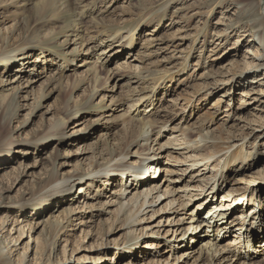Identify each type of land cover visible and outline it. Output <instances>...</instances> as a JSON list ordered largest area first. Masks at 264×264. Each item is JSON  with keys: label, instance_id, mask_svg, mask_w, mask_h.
<instances>
[{"label": "rangeland", "instance_id": "1", "mask_svg": "<svg viewBox=\"0 0 264 264\" xmlns=\"http://www.w3.org/2000/svg\"><path fill=\"white\" fill-rule=\"evenodd\" d=\"M248 2L264 11V0H0V180L6 184L3 188L10 189L14 200H21L29 189L34 191L22 201L28 205L25 210L15 211L14 206L9 208L12 210H0L3 264H121L127 261V256L120 253L125 243H140V251L132 256L133 264L147 261L155 264V251L172 260V252L161 241L158 249L149 252L148 260L143 256L142 248L155 238L147 234L151 229H162L161 237H165L171 229L173 232L168 238H175L172 234L187 228L189 214L202 203L205 195L196 198L185 210L180 208L179 214L165 208L166 203L173 198L186 203L188 197L181 193L170 195L168 201L155 208L157 212L161 208L165 210L154 217L151 209L137 216V207L131 201L137 189L132 188L131 193L122 197L121 187L112 190L105 180L107 176L96 180L93 187L86 186L85 196L81 187L87 178L81 181V178L69 177L91 171L94 157L90 147L98 138L104 142L112 138L119 154H130L123 161L133 164L138 171L139 155L134 154L142 153L149 146L151 153L161 155L159 161L164 164L158 179L181 176L179 170L189 168L192 160H201L204 155L214 156L202 163L209 162L208 169L212 172L203 171L202 167L196 181L206 183L216 172L219 180L222 174L225 177L230 164L250 167L248 176L264 178V158L254 160L258 153L264 156V94H260L264 92V72L255 67L259 63L256 54L261 55L264 46L259 42L249 43L256 31V16ZM98 13L104 19L101 25L96 22ZM78 28L84 36V55L77 58L72 53L77 44L72 40ZM130 30L135 32L133 48H124L120 53L124 55L111 57L107 64V69L114 71L116 64L123 60L130 64L129 70L112 73L108 86H105V72L100 74L102 79L88 83L83 64L91 53L87 49L100 39L117 33L126 35ZM126 40L117 47L100 50L98 55L104 54L100 61L107 60ZM26 50L30 55L43 54L31 86L27 84V75L33 71L26 60L19 67L21 73L16 75ZM7 57L13 58L10 66H4L3 60ZM51 61L54 62L51 64ZM63 63L68 65L66 69L61 66ZM43 66H47L45 72ZM61 71L64 77L60 79ZM130 72L150 77L148 81L133 82L118 77ZM252 73H257L254 82ZM249 82L254 84L250 86ZM233 84L236 87L233 94L226 95L227 87ZM105 87L108 91L102 90ZM94 88L99 90L95 97ZM140 91H156L157 110H165L168 116L154 118L152 126L143 131L144 138H151L148 143L141 141L132 146L140 131L134 129L128 133V120L121 114L136 104ZM241 109L242 115L237 112ZM231 112L236 117L230 121L227 118ZM63 122L65 125L59 127ZM198 124V129H185ZM160 130L161 134H157ZM87 131L90 137L84 139ZM230 145L234 147L228 149ZM161 146L164 149L160 150ZM8 148V154L2 153V149ZM149 163H145L143 173L149 170L152 175L158 173L159 169L147 167ZM22 169L27 172L25 177L18 174ZM191 169L188 176L198 172L194 167ZM54 171L60 179L64 178L59 181L61 185L38 190L36 181ZM203 174H206L204 179ZM227 177L228 189L248 186L236 183L246 174ZM123 180L127 181V177L120 175L117 183L122 184ZM177 187L179 184L174 191ZM250 193L244 201L252 197ZM66 197L74 200L66 202ZM121 200L123 207L119 204ZM178 203L175 207H179ZM36 205L40 209H34ZM46 209L42 213L44 217L38 219L42 215L39 212ZM204 212L202 209L201 214ZM8 216L11 219L7 224ZM170 216L175 225L167 221ZM185 217V224L179 225L177 221ZM14 219L18 223L13 224ZM53 222H58L55 228L48 224ZM159 224L164 227L157 228ZM12 238L14 242L7 246V240Z\"/></svg>", "mask_w": 264, "mask_h": 264}, {"label": "bare ground", "instance_id": "2", "mask_svg": "<svg viewBox=\"0 0 264 264\" xmlns=\"http://www.w3.org/2000/svg\"><path fill=\"white\" fill-rule=\"evenodd\" d=\"M249 3V2H248ZM253 2H250V11L256 16L255 19V29L256 31L251 34L249 43H256L259 42L261 46H264V11L261 8H258L255 4H252ZM245 5V4H244ZM247 6V5H246ZM240 9V8H238ZM242 11V10H241ZM102 13L99 15L98 13V19H96V22L98 25H101L104 23V19L100 17ZM222 37V36H219ZM249 37V36H248ZM127 38L126 43L121 44L119 47V50L114 52L112 55L107 57V60L100 61L102 55H98V52L101 50L103 51V48H111V47H117L118 44H120L123 40ZM220 39V38H219ZM218 39V40H219ZM74 45L77 44L74 49L72 50V53L78 57L84 55V50H82L83 44H84V36L83 32L80 28L76 29L73 33V40ZM150 41V40H149ZM79 42V43H77ZM248 43V42H247ZM135 44V32L130 30L128 34L123 35L121 33L115 34L113 37H108L106 39H100L98 44L93 46L92 48H88L86 52H89L91 50V53L89 54V58L86 57V60H84V68L86 69V81L88 83L90 82H97L98 80L102 79L100 74L103 72L107 73V79L105 86L110 83V80L112 78L113 74H118L125 72L126 70H129L130 64H127L123 60L121 62H118L116 64L117 68L112 71L111 69H107V64L111 62V57H116L118 55H124L120 54L121 51L124 48H133ZM79 45V47H78ZM29 50H26L23 52L21 59V64L16 68V75L17 73H21L22 69H19V67L24 66V61H27V65L29 64L28 68L32 70L30 74H28L27 78V84L30 86L35 83L36 79V68H38V64L40 65L41 62L38 61L43 55L39 52H33V54L30 55ZM250 51H247V54H250ZM255 55V54H253ZM96 57V58H95ZM261 57V59H260ZM29 59V60H28ZM95 59V60H94ZM256 59L259 63L256 64L255 67L262 69L264 72V52L260 54H256ZM13 58L7 57L5 60H3L4 66H10L12 65ZM94 60V61H92ZM206 60V59H205ZM75 60H72L74 62ZM54 61H51V64ZM129 65V66H128ZM63 68H67L65 63L61 65ZM47 66H43V71L45 72ZM83 67V66H80ZM24 69V67H23ZM30 72V71H28ZM115 72V73H114ZM117 72V73H116ZM127 72V71H126ZM143 74V73H142ZM142 74H134L133 72L129 74H120L118 77L121 79H128L130 82H133L136 79H141L144 81H148L149 75H142ZM257 74V73H256ZM256 74L252 73L251 75H254L252 77V81L256 79ZM60 79L64 77V73L61 71L59 72ZM248 80V79H247ZM121 81V80H118ZM117 81V82H118ZM253 81V82H254ZM8 82V81H7ZM6 82V83H7ZM249 82V85H253L254 83ZM11 83V81L9 82ZM8 84H6V87H8ZM117 83L114 84L113 88L111 89V92L117 87ZM6 87H2L3 89H6ZM234 84L228 86L226 90V95H232L234 90ZM236 88V87H235ZM107 90V88L102 89ZM101 90V91H102ZM108 91V90H107ZM99 90L93 89V97L97 95ZM261 95L264 94V92L260 93ZM156 96L155 92H148V91H140V94L137 96V100H135L136 104L129 106V110L121 114V117H125L128 120V124L130 126V129H128V133L131 132V130L138 129L140 134L137 136V138L132 142V146L139 145L141 141L149 142L151 140L150 137L144 138L143 131L146 129L147 126H152L154 122V118L159 117L164 118L166 115L168 116V112L165 110L162 112V110H157V106L155 104L154 98ZM114 99V98H113ZM112 99V100H113ZM232 101V98L231 100ZM249 102V101H248ZM250 105V103H248ZM247 105V106H248ZM136 107V109H133V107ZM231 106V105H229ZM151 108V110H149ZM243 109V108H242ZM241 109L240 115L243 114V110ZM152 111H154L152 113ZM162 112V114H161ZM233 114V115H232ZM232 115V116H231ZM231 116V117H230ZM236 117V113H229L228 118L230 121ZM237 120L240 119L238 116L236 118ZM228 121V120H227ZM65 125V122L60 123L59 127H62ZM165 123L163 124V126ZM199 124L197 126H186L185 129L187 130H195L199 128ZM59 129V128H58ZM88 130V129H85ZM160 130L157 134H161ZM182 131V130H181ZM183 133V132H182ZM90 131L86 132L84 135L85 137H90ZM235 140V139H234ZM5 143V141L3 142ZM183 144V143H182ZM13 144H10V146ZM2 144H0L1 148ZM233 145H230L228 149L233 148ZM3 148V147H2ZM91 152L94 157V160L91 162V171L88 172V174H77L69 178L77 177V179L81 178V181L85 180L87 178V181L85 185L81 187V190H85V196L87 195L88 188L85 189L86 186L93 187L96 180H102V178H105L107 180L106 182L111 184L112 190H114L115 187H121V196L123 197L126 193H131L132 190L137 189V193L133 195L131 198V201L137 207L136 212L137 216L144 213L147 209H151V217H154L156 213L162 212L160 209L158 212L155 210L157 206H160L163 201H168L170 199V195H178L181 193L184 197H188V201L186 203L181 202L180 198H173L169 200L166 203V207L169 211H173V214H179V209L183 208L185 210L190 206V203H193L196 198L199 196L205 195L202 203L198 205L196 209H194L190 214V222L187 223V228L182 229L181 232L178 231V229L175 232V235L172 234L175 238H168V235H170L171 232H173L171 229H169L166 232L165 237H161V231L162 229H158L156 231H153V229L150 230L149 236L155 237L153 242L146 243L144 245L143 249V256L147 258V260L150 258L149 252H153V249H158L160 247L161 242H165L167 247L170 249V252H172V260L169 261V259H165L163 254H160V252L155 251V254L153 256V262L155 264H188L190 260H193L192 264H257L260 263V261L264 262V197H262V194H264V178L261 176H255L250 175L248 176V170L247 166H240L238 168L234 167V164H230L227 168L226 175L222 174L220 179H217L218 172L214 173L205 180H197L196 181V175H199L202 170H200L202 167L205 168V170H209L208 163H204L207 160H210L213 155H204L201 160H192V166L189 168H186L181 171L182 175L176 178H163L158 179L159 175L162 173V162L159 161L161 155L151 153V149L149 146L145 148V150L142 153L136 152L134 155H139L138 160V167H140V170L135 169L134 165L129 162H124L123 160L127 159V157L130 154L123 153L119 154L117 152L116 144L111 139H107L104 141L101 140V138H98L96 142L92 144ZM160 150L164 149L163 146L159 148ZM158 149V150H159ZM8 149H2V153H9ZM144 152H147L144 154ZM235 156L231 157L234 158ZM260 158H264L263 155L258 153L254 160H260ZM234 160V159H233ZM232 160V161H233ZM151 162L147 165L149 169H159V172H144V167L146 162ZM200 163L202 164L201 166ZM131 164V165H130ZM191 167H194L195 172L191 174L190 176L187 175L188 171L191 169ZM148 169H146L147 171ZM192 170V169H191ZM156 171V170H155ZM103 172V173H101ZM211 169L209 170V173H211ZM25 169L19 170L18 174H20L21 177L26 176ZM151 173V175H150ZM155 173L157 176L153 179L155 176ZM246 174V177L249 178L248 180L243 178L241 180H237V185H246L248 186L246 188H231L228 189L225 186V183L228 182L227 175H233V174ZM171 174V173H170ZM127 177V181L122 182V184L117 183L118 176ZM206 174H203V179L206 178ZM186 178V180H184ZM17 178H19L17 176ZM223 179V182L221 183V180ZM64 179V178H63ZM60 179L58 177V174L54 171L53 174L47 175L45 179H39L38 182L36 181V185L38 190L42 191L45 189H54V185H61L59 182ZM130 181V186H127V183ZM135 179V182L132 180ZM158 179V180H157ZM188 179V181H187ZM157 180V181H154ZM16 180L14 179L11 181V183H14ZM202 181V182H201ZM185 182V184H184ZM65 183V182H63ZM166 183L168 185L166 186ZM179 188L174 191V187L178 186ZM184 184V185H183ZM4 181L0 180V210L9 209L10 207L14 206L15 211H23L27 208L28 205H25L22 203L26 199L27 196H32L33 192L31 189H29L28 193H26L23 198L20 200H14V198L11 196V191L8 188H3ZM124 185V190L122 189ZM183 185V186H181ZM171 186H174L173 188H170ZM229 186V185H228ZM254 187V188H253ZM61 188V187H60ZM133 188V189H132ZM164 188V191L162 190ZM132 189V190H131ZM57 190V189H56ZM181 191V192H179ZM194 192H200L197 194H193ZM251 191V196H248V201L243 202L242 205L239 203L244 201V198L247 197V194ZM31 192V193H30ZM244 194H239L243 193ZM32 194V195H31ZM257 195V196H256ZM167 197V198H166ZM182 197V196H181ZM66 197V202L68 200H71L72 197L69 198ZM164 198V200H163ZM178 203L179 207H175V204ZM69 202V203H70ZM51 203H48L47 205L50 206ZM121 207L124 206L122 203V200L120 201ZM13 209V208H12ZM9 209V210H12ZM34 209H40L38 205L34 207ZM94 209V206L91 208ZM202 209H205L204 214H201ZM35 211V210H34ZM46 210H42L39 213H45ZM35 213V212H34ZM38 213V214H39ZM9 217V216H8ZM5 219V223H9L11 217ZM44 214H42L38 219L43 218ZM185 218L179 219L177 222L179 225L185 224ZM145 220V219H143ZM171 220V216L168 218L167 221ZM18 220H13V224L18 223ZM162 223V222H161ZM44 224V222H43ZM47 224V223H46ZM51 228H55V226L58 225V222L48 223ZM175 225L176 221H170V225ZM157 228L164 227L159 224V226H156ZM172 227V226H171ZM170 227V228H171ZM31 229V227H30ZM149 230L148 227H146V231ZM181 233V234H180ZM21 236L24 235V232L20 231ZM178 235V237H177ZM234 238L235 240H230L231 238ZM2 238H0V244L2 243ZM147 239V238H145ZM46 241V240H45ZM159 241V242H158ZM161 241V242H160ZM12 242H14V238H12L11 241L8 242L7 240V246H9ZM179 242V243H178ZM190 242V244H188ZM126 247L123 248V250L120 252L123 255L127 256V261L123 262L121 264H133L132 263V256L136 254L137 251H140L138 248V245L140 243L130 244L125 243ZM186 249L183 254L182 250ZM10 251V250H9ZM159 253V255H157ZM1 254H3V250H1L0 247V264H3V259ZM153 254V253H151ZM138 257V256H137ZM140 258V257H139ZM150 261H147L146 264H149Z\"/></svg>", "mask_w": 264, "mask_h": 264}]
</instances>
